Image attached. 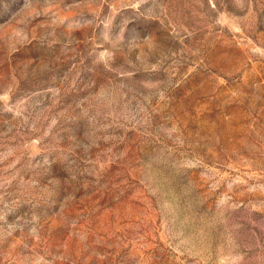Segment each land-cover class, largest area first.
Wrapping results in <instances>:
<instances>
[{
    "label": "rangeland",
    "instance_id": "obj_1",
    "mask_svg": "<svg viewBox=\"0 0 264 264\" xmlns=\"http://www.w3.org/2000/svg\"><path fill=\"white\" fill-rule=\"evenodd\" d=\"M0 264H264V0H0Z\"/></svg>",
    "mask_w": 264,
    "mask_h": 264
}]
</instances>
